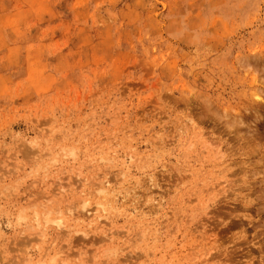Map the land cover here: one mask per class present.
<instances>
[{
  "label": "rangeland",
  "instance_id": "rangeland-1",
  "mask_svg": "<svg viewBox=\"0 0 264 264\" xmlns=\"http://www.w3.org/2000/svg\"><path fill=\"white\" fill-rule=\"evenodd\" d=\"M0 264H264V0H0Z\"/></svg>",
  "mask_w": 264,
  "mask_h": 264
},
{
  "label": "bare ground",
  "instance_id": "bare-ground-1",
  "mask_svg": "<svg viewBox=\"0 0 264 264\" xmlns=\"http://www.w3.org/2000/svg\"><path fill=\"white\" fill-rule=\"evenodd\" d=\"M237 121V120H236Z\"/></svg>",
  "mask_w": 264,
  "mask_h": 264
}]
</instances>
